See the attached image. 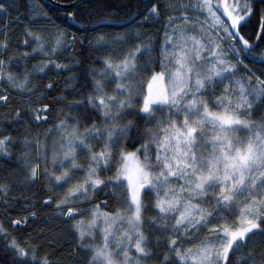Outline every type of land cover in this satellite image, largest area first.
<instances>
[{"label":"snow or ice","instance_id":"obj_1","mask_svg":"<svg viewBox=\"0 0 264 264\" xmlns=\"http://www.w3.org/2000/svg\"><path fill=\"white\" fill-rule=\"evenodd\" d=\"M14 5L0 0V207L43 191L0 219L11 264H54L66 236L59 264H264V0H148L157 34L104 13L78 98L56 109L35 82L71 71L76 37L43 0Z\"/></svg>","mask_w":264,"mask_h":264},{"label":"trees","instance_id":"obj_2","mask_svg":"<svg viewBox=\"0 0 264 264\" xmlns=\"http://www.w3.org/2000/svg\"><path fill=\"white\" fill-rule=\"evenodd\" d=\"M53 1L60 4H71L77 0ZM147 2L148 0H91L79 3L70 9L55 7L49 3L43 2L46 5L45 11L50 10L55 22L59 24L61 28L65 29L70 37L72 35H75L76 37L75 45H73L69 51L64 52L60 57L61 62L68 64L71 71L57 73L55 69H52L43 77V81L35 82L37 85L47 84L49 81L54 84L50 95H45V101L52 104L53 108L56 109L58 108V105L56 104L57 98L61 96H67L68 99H72L74 96L78 98V89L83 83V76L85 74L84 69L89 67L92 64V61L97 59V54L93 52L89 46V40L91 39L92 33L87 31V29L94 26L96 19H105L104 13H109L110 15L106 17V19L115 21L110 29L112 31L117 30L119 24L122 21L128 20L129 17H135L133 23L146 24L140 14H146L145 4ZM30 4L31 0H15V5H21L22 7L19 13H14V16L24 14L26 7L30 6ZM68 12H73L75 14L74 17H69L67 14ZM256 24H258V21L254 19L252 25L248 26L249 32ZM147 28L148 30H151L150 27ZM31 63H35V61H32ZM29 66L31 67V64ZM69 83L71 86H69ZM41 91L47 93L48 90L41 88ZM32 99L33 103H35V97ZM11 103L25 107L27 105V100L19 95H15L13 96ZM9 111L10 108L0 105V116ZM50 115L51 120L49 123H54L55 110ZM16 131L20 135H24L29 131L28 125L21 120V122L16 126ZM12 163H15V161ZM0 170H2L0 171V175H6L12 171V169H10L8 165L3 162H0ZM42 191L43 190L40 188L39 184L33 186L32 188L17 185L14 187L12 194L8 198L10 201L9 207L7 209L0 207V219H4V213L6 211L13 214L20 211L26 203L33 202L31 200L33 192H35V194L39 197L42 194ZM47 215L48 213L46 210L42 212V216L46 217ZM43 223L44 221L37 220L27 231H32L35 236L38 233L39 227H43ZM58 227L63 229L62 225ZM71 243V237L66 236L61 240L60 244L55 246L53 251L54 264H59L57 258L63 257L67 254ZM0 264H11L10 256L3 251H0Z\"/></svg>","mask_w":264,"mask_h":264},{"label":"water","instance_id":"obj_3","mask_svg":"<svg viewBox=\"0 0 264 264\" xmlns=\"http://www.w3.org/2000/svg\"><path fill=\"white\" fill-rule=\"evenodd\" d=\"M87 1H91V0H77L74 3H71V4H60V3L54 2L53 0H43V2H45V3H49L52 6L63 8V9H70L71 7H73V6H75V5L79 4V3L87 2Z\"/></svg>","mask_w":264,"mask_h":264},{"label":"rangeland","instance_id":"obj_4","mask_svg":"<svg viewBox=\"0 0 264 264\" xmlns=\"http://www.w3.org/2000/svg\"><path fill=\"white\" fill-rule=\"evenodd\" d=\"M144 23L149 25L148 27H150L151 30L150 29L148 30V28L146 30L151 32L152 34H157V31H158L159 27H161L160 24H156L155 27H151L150 25H151L152 21H147V22L144 21Z\"/></svg>","mask_w":264,"mask_h":264}]
</instances>
